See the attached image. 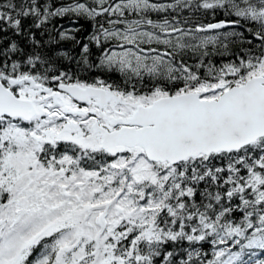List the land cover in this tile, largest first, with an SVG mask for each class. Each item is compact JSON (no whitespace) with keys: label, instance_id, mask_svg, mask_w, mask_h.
Here are the masks:
<instances>
[{"label":"snow or ice","instance_id":"1","mask_svg":"<svg viewBox=\"0 0 264 264\" xmlns=\"http://www.w3.org/2000/svg\"><path fill=\"white\" fill-rule=\"evenodd\" d=\"M92 4L0 0L93 22L0 47V264H264V0Z\"/></svg>","mask_w":264,"mask_h":264},{"label":"trees","instance_id":"2","mask_svg":"<svg viewBox=\"0 0 264 264\" xmlns=\"http://www.w3.org/2000/svg\"><path fill=\"white\" fill-rule=\"evenodd\" d=\"M74 0H55V5H68L73 3ZM80 2L87 3L90 6H95L92 4V0H80ZM162 2V0H161ZM187 15V12L184 13ZM131 18V17H130ZM153 19H161V16L152 14ZM220 18V17H218ZM102 19V18H101ZM32 21L30 19H25L23 21L25 29L31 25ZM5 27L0 25V28ZM69 30L70 35L74 36V40H60L58 33L60 31ZM35 33L36 39L39 40L40 46L36 49L33 48L31 40L25 35H16L11 29L8 31H0V47H7V45L15 41L18 46L23 50L21 53L12 56V59L23 60L26 59V54H31L34 50L47 54L49 50L54 47L53 43H48V41H55L59 43V50L68 51L71 55L79 59V53L84 43H88V37L93 32V22L86 17H77L75 14L66 15L64 17H54L51 21L42 29H32ZM41 33H44L41 35ZM79 41V43H76ZM91 58L96 60L99 56V51L96 49L95 45H91ZM3 58L0 57V60ZM214 59L219 63L220 57H214ZM75 66L73 62V67ZM27 70V68H25ZM102 75L100 72L93 70L92 73H82L81 78L91 80L93 76ZM102 78L107 79L109 82L116 80L119 82V74H108L103 75ZM264 258V257H261Z\"/></svg>","mask_w":264,"mask_h":264}]
</instances>
